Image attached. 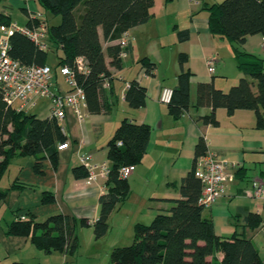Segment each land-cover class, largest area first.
Returning <instances> with one entry per match:
<instances>
[{
  "label": "crops",
  "instance_id": "obj_1",
  "mask_svg": "<svg viewBox=\"0 0 264 264\" xmlns=\"http://www.w3.org/2000/svg\"><path fill=\"white\" fill-rule=\"evenodd\" d=\"M205 2L221 1L154 0L149 21L129 30L132 40L128 55L122 57L121 68L111 66L107 54L108 45L117 41L104 40L100 28L106 61L112 73L111 79L104 83L109 111L92 114L86 106L84 120H80L73 109L66 111L64 135L70 145L58 149L57 166L45 157L40 171H37L35 156L12 157L6 171L8 178L4 179L5 173L0 181V187L7 190L0 203V264H110L112 250L133 241L137 223L152 220L173 205L171 199L180 197L179 182L193 167L195 145L201 136L205 137L210 150L234 164L235 173L234 180L226 185L218 201L205 207L203 216L212 221L216 233L223 238H230L237 232L252 239L264 259V199L253 195L254 183L264 182V130L256 127V115L250 109H238L229 114L225 108H218L216 115L220 124L217 127L198 119L211 112L210 107L196 106L199 81H214L216 87L227 91L245 75L238 68L229 44L218 42L210 32L209 12L203 9ZM83 10L84 6L78 8V19ZM2 13L24 24L36 14H42L47 25L61 21L56 15L54 23L50 22L52 14L39 0L2 1ZM182 29L190 30L189 40L178 39V32ZM263 42L262 34L248 35L243 48L264 57ZM181 53L187 55L185 68L192 72L191 107L175 118L168 104L160 102L159 96L163 86L174 88L177 85ZM212 56L218 59L214 74H210L206 62ZM145 57L156 64L152 75L141 63ZM247 77L254 83L252 88L256 92V81ZM132 81L146 87L144 106L131 107L125 98ZM53 87L61 92L69 90L60 71L54 75ZM41 102L46 103L44 108L28 112L45 119L48 118L47 98L40 99L33 108ZM124 119L149 124L150 143L128 178L129 197L111 213L107 234L97 238L94 223L100 214L99 198L107 191V179H78L73 168L83 165L81 156L85 154H90L95 162L111 164L107 144ZM60 143L63 142L58 145ZM45 190L54 195L51 203L42 201ZM27 212H32L38 220L55 213L70 214L78 219L87 218L90 224L78 227L79 248L75 254L46 253L33 245L30 237L7 234L9 224ZM248 212L262 215L263 222L258 228L246 226L244 217ZM215 256L221 261L224 254L218 252Z\"/></svg>",
  "mask_w": 264,
  "mask_h": 264
},
{
  "label": "trees",
  "instance_id": "obj_2",
  "mask_svg": "<svg viewBox=\"0 0 264 264\" xmlns=\"http://www.w3.org/2000/svg\"><path fill=\"white\" fill-rule=\"evenodd\" d=\"M5 0H0V3ZM46 11L59 15L61 21L47 25L50 42L48 51L41 50L34 41L19 32L10 37V54L26 65L49 64L48 52L58 59L51 65L56 72L68 64L75 72L79 85L84 89L86 105L92 114L107 113L110 105L106 98L104 83L112 73L106 61L103 39L117 41L125 31L149 21L154 0H39ZM83 4V5H82ZM84 6L78 19V8ZM209 12L208 22L212 35L221 43H228L238 68L246 75L225 91L216 87L214 81L197 83V107H210L208 115L198 119L215 127L220 122L216 111L225 108L229 114L238 109H250L256 115V127L264 130V57L250 53L243 48L248 35L264 36V0H222L204 3ZM10 17L0 14V22L8 24ZM45 21V19H44ZM32 21L28 20L27 24ZM36 24L40 20L35 21ZM178 39H190V30L178 32ZM130 44L127 47L129 51ZM121 46L111 43L107 47L110 65L122 67ZM86 61L87 72L80 71L77 57ZM187 55H179L180 73L173 88L172 101L168 104L170 113L179 118L191 107L190 78L192 72L185 68ZM141 63L146 72L153 74L156 64L145 57ZM256 81L257 91H253ZM131 107L146 104L147 90L137 81H132L125 93ZM151 137V126L124 119L108 141V158L111 170L106 180V192L99 198L100 214L94 223V234L101 238L109 230V218L119 203L131 193L128 178L120 176V168L136 166L146 154ZM67 141L61 126L55 118L40 119L35 113L18 111L8 105L0 88V181L12 157L15 155L35 156L36 170L40 171L41 161L48 157L54 166L58 163V142ZM121 143V144H120ZM208 144L201 136L195 145L194 164L179 182L180 197L171 199L173 205L159 212L149 224L137 223L134 239L129 245L115 247L110 264H264L258 248L252 239L237 232L230 238H223L215 231L211 220L203 216L205 209L200 202L202 182L195 174L196 159L205 154ZM239 170L237 171L238 174ZM76 178H87L89 172L84 165L75 166ZM15 186V185H14ZM7 190L0 187V203ZM42 201L51 203L54 195L43 191ZM246 226L258 228L263 222L260 213L248 212L244 217ZM87 218L55 213L44 220H38L32 212L21 214L13 220L8 235L30 237L38 249L50 253L60 251L75 254L79 248L78 227L88 226ZM222 252L221 261L215 256Z\"/></svg>",
  "mask_w": 264,
  "mask_h": 264
},
{
  "label": "built area",
  "instance_id": "obj_3",
  "mask_svg": "<svg viewBox=\"0 0 264 264\" xmlns=\"http://www.w3.org/2000/svg\"><path fill=\"white\" fill-rule=\"evenodd\" d=\"M198 3V0H190ZM31 24L20 23L11 20L8 24L0 22V88L8 105L18 111H30L42 98H47L48 118H55L61 126L62 132L66 133L64 120L66 111L71 108L80 120H84L86 113V97L84 89L79 85L74 70L64 64L59 71L64 76L69 90L66 92L57 91L53 87V80L56 70L50 64L26 65L15 59L10 54V37L14 32L22 33L29 37L43 51H48L52 44L50 42L47 23L42 14L31 15ZM40 20L39 24L35 21ZM132 40L130 31H125L117 43L121 46V58L128 55L127 47ZM264 49V42L262 43ZM217 57L207 58V67L210 74L216 70ZM76 64L80 71L87 72L86 61L83 57L76 58ZM173 88L163 86L160 91L159 100L164 104L172 101ZM121 144V143H120ZM69 141L58 145V149L68 148ZM84 167L89 172L88 178L92 181L98 177L108 179L111 164L108 162H95L90 154L81 156ZM233 163L221 154L210 150L199 156L195 162V174L202 182L200 202L204 207L215 204L224 192L226 185L233 181L235 173ZM135 166L127 165L120 168V176L129 178ZM253 195L264 199V182H255Z\"/></svg>",
  "mask_w": 264,
  "mask_h": 264
},
{
  "label": "rangeland",
  "instance_id": "obj_4",
  "mask_svg": "<svg viewBox=\"0 0 264 264\" xmlns=\"http://www.w3.org/2000/svg\"><path fill=\"white\" fill-rule=\"evenodd\" d=\"M211 1H213V0H211ZM218 1H222V0H218ZM83 5V4H82ZM79 14V13H78ZM51 14H49V16H50ZM54 16H56V15H54V14H52L51 15V17L49 18V21L50 22H52V23H54ZM79 16V15H78ZM52 25V24H51ZM57 62H58V59H57V56L55 55V54H53V52H51V51H49L48 52V63L49 64H51V65H56L57 64ZM237 83V82H236ZM236 83H234V84H236ZM234 84H232V85H234ZM45 101H47V100H45ZM45 102H41L36 108H32L31 110H32V112H36V111H39V110H41L42 108H44V106H45ZM9 173L8 172H6V174H5V177H4V179L5 180H7V178H8V175ZM11 179H12V175H11ZM6 185V184H5ZM44 220V219H43ZM153 220V219H152ZM152 220H146L147 222H142V223H145V224H149V223H151V221ZM133 241L131 240V242L129 243V244H131ZM129 244H126V245H129Z\"/></svg>",
  "mask_w": 264,
  "mask_h": 264
}]
</instances>
